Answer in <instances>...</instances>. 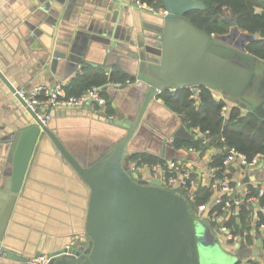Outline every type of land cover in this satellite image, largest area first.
<instances>
[{
  "label": "water",
  "instance_id": "obj_1",
  "mask_svg": "<svg viewBox=\"0 0 264 264\" xmlns=\"http://www.w3.org/2000/svg\"><path fill=\"white\" fill-rule=\"evenodd\" d=\"M34 1L31 11L39 8L34 15L46 14L53 27L58 21L65 24L67 16L62 14L65 7L68 11L78 7L80 15L86 13V19L93 16L90 25H81L82 31L78 32L70 50V32L65 30L56 38L51 49L54 64L67 59L79 65L85 60L86 52L98 45L108 56L106 72L112 64L136 82L104 85V92L114 102L113 107L121 108L123 117L113 122L103 116L94 117L113 127L98 144L80 146L64 140L59 135V126L54 129L49 123L43 124L34 113H31L33 122L0 140V148L7 152L0 185V249L9 255L16 254L10 246L16 236H12L16 221L13 212L36 148L39 153L43 146L49 145L60 171L81 187L84 224L74 233L83 232L86 239L81 243L88 244L51 252L47 264H204L216 256L215 245L225 252L226 260L237 255L243 258L246 245L242 242L236 251L227 248L216 232V224L208 221V212L201 217L193 215L184 189L174 192L159 181L137 179L130 161L132 153L142 150L137 149V141L144 135L151 136L161 147L159 152L153 151L159 157L168 161L195 158L194 154L167 142L172 135L184 141L197 139L186 126L180 125L179 119L176 126L170 123L166 129L155 121L157 108L166 113L161 115L165 120L174 118L171 110L157 101L165 90L190 88L198 95L200 87L205 86L264 120V62L246 51L259 35L241 31L236 18L229 23V33L208 35L186 18L189 11L205 8L200 0H162L165 13L160 15L135 10L132 18L137 26L124 37L118 24L119 2L137 7L136 2L105 0L101 4L108 9L107 13L105 10L92 12L85 6L91 0ZM141 20L144 22L139 24ZM33 24L31 30L38 36L37 23ZM79 35L87 46L77 56ZM247 91L252 94L251 99L246 97ZM205 221L209 222V228L204 225ZM259 246L261 239L251 253L261 254ZM44 253L45 250L38 248L34 255ZM0 264L25 262L0 256Z\"/></svg>",
  "mask_w": 264,
  "mask_h": 264
},
{
  "label": "crops",
  "instance_id": "obj_2",
  "mask_svg": "<svg viewBox=\"0 0 264 264\" xmlns=\"http://www.w3.org/2000/svg\"><path fill=\"white\" fill-rule=\"evenodd\" d=\"M91 1V4L86 3L85 6L90 8L92 12L100 10L109 12L101 4L105 0ZM111 1L117 2V0H109V2ZM34 2V0H0V74L2 75V77L0 76V140L23 129L25 124L33 122L31 112L16 95L17 90L29 92L39 84L50 86L57 82H63L66 86L73 78L83 73L84 66L87 63L96 67L101 66L103 69L108 65V56L98 45H93L86 52L83 57L85 60L79 65L67 59L59 60L58 63L54 64L51 53L53 50L51 49L56 38L61 36L65 30L70 32L72 36L70 50L72 43L78 36V32L82 31L80 29L81 25L89 23L93 16L86 19V13L80 15L78 7L75 6L73 10L69 11L65 7V10L62 11V14L67 16L64 21L65 24L58 21L57 26L53 27L48 23L46 14L43 16L34 15V12L39 10L37 8L31 11ZM54 3H52L53 7ZM119 3L120 6L117 8L119 12L118 24L123 30L121 35L124 37L130 30H135L137 26L132 18L135 15V10H147L138 6L134 7L128 3ZM161 10H158L156 14L150 13L160 15ZM256 11L260 13L262 9L257 8ZM142 22L144 21L141 20L139 24H142ZM33 23H37L38 36L31 30ZM51 36H54V38L52 39ZM81 36L79 35V37ZM83 45L84 39L81 37L78 40L77 56L85 52L87 45ZM113 69L114 67L111 64L106 75L110 76ZM135 82L136 80H128L123 85L134 84ZM112 83L122 84L118 80L112 81ZM10 87H14L16 91H13ZM214 93L217 99H224L227 102L220 92L214 91ZM104 94L108 101L107 112L115 117L114 120L109 122L121 119L123 117L121 108L113 107L114 102L110 101L106 92ZM194 98L197 99L198 97L194 95ZM157 99L159 103L164 104L161 97ZM227 104V109L233 105L230 102H227ZM171 112L174 118L165 120L161 115L166 113L157 108L155 121L159 124V127L166 129L170 123H175L176 126L178 119L181 121L180 125L185 126L182 115L173 110ZM95 116L98 118L103 115L93 113L86 108L60 109L53 112L48 123L54 129H58L57 126L60 127L59 135L64 140H70L80 146L98 144L101 138L113 130V127L106 126L98 120L99 118L94 119ZM188 132L193 134L189 129ZM137 142L139 145L137 149L142 150L132 153L133 155L146 153L156 157L160 156L153 153V151L159 152L161 147L155 144L151 136L144 135ZM167 142H170L169 138H167ZM205 148L204 150L189 151V147L181 145L179 149L194 154L195 158L191 160L185 158L174 159L189 166L193 171L194 183L183 190L191 210L196 209L191 204L195 202L197 193L204 191L201 198H204L206 194L208 195L205 201L200 204L207 206L205 212H208V221L216 224V232L225 243V246L232 251H236L243 242L247 247L243 251V258L237 255L235 259L230 260V264H243L246 261L264 264V229L260 226L264 218L261 219L259 216L261 214L264 217V201L262 203L259 198L260 195L254 194L257 190L259 193L261 191L264 193V156L258 157L254 166H244L242 163L235 161L230 163L227 169L222 172H215L213 169L221 164L223 150L216 146ZM6 156L7 152L0 148V185L2 173L6 170V165L3 164ZM161 158L165 162L168 161L164 157ZM130 168H133L131 161ZM60 169L59 164L53 159L49 145L43 146L39 153L38 147L36 148L13 212L16 221L13 223L12 236H16L14 241H10V246L16 254H6V258L16 262H19L20 259L24 261L28 257L35 256L34 253L39 248L45 250L46 253L42 255H46L50 259L51 252L64 249L68 245L78 249V247L88 244L72 243L71 237L73 235L79 236L82 240L86 239L83 232L74 233V230H80L78 228L84 224L83 193L81 187L73 183L65 172L60 171ZM134 174L140 180L159 181L164 188L170 191L176 192V190L181 189L166 186L162 181L161 173L154 171L151 166L146 164ZM223 179H227L233 187L231 194L233 197H256L255 201L241 211L247 216L245 224L242 223L241 213L237 217H232L228 213L215 211V207H213L215 199L222 192L219 184ZM213 216H217L215 221H212ZM221 225L228 227V233L219 231ZM229 233L237 234L239 240H230ZM258 239H261V246L257 248L261 254L254 255L251 250L257 247ZM19 254H22L21 258L18 257Z\"/></svg>",
  "mask_w": 264,
  "mask_h": 264
},
{
  "label": "trees",
  "instance_id": "obj_3",
  "mask_svg": "<svg viewBox=\"0 0 264 264\" xmlns=\"http://www.w3.org/2000/svg\"><path fill=\"white\" fill-rule=\"evenodd\" d=\"M156 11L164 9L162 0H140ZM203 2L204 9L191 10L186 14V18L197 28L208 35H224L230 31V22L235 18L237 25L243 32L258 34L259 38L251 42L246 51L250 55L264 62V0H200ZM262 9L257 12L256 9ZM100 66H92L87 63L81 75L73 78L65 86V91L69 95H80L92 85H104L109 81L135 80L132 76L122 72L115 67L110 76ZM215 90L205 86L200 87L198 99L193 96L190 88H181L176 91L165 90L161 94L164 104L171 110L179 113L187 129L199 127L201 131H210V141L206 144L203 139L184 141L175 138L173 146L179 149L180 146L204 150L205 147L216 146L223 150L221 164L226 156L227 148L235 147L240 152L245 153L249 159H253L258 154L264 155V120L252 112H245L239 105L230 106L224 113L223 108L228 107L224 99H217ZM105 95V94H104ZM181 144V145H180ZM131 162L138 167L145 164L154 166L165 164V160L152 154L137 153L132 156ZM220 164V165H221ZM204 191H199L195 197V202L191 204L193 208L201 205L207 198H201ZM259 195V191H255ZM264 201V195L259 197ZM215 211L221 212L218 207ZM261 219L264 217L259 214ZM246 217L241 213L242 223L245 224ZM233 223V221H232ZM234 224V223H233ZM238 264V263H237Z\"/></svg>",
  "mask_w": 264,
  "mask_h": 264
},
{
  "label": "built area",
  "instance_id": "obj_4",
  "mask_svg": "<svg viewBox=\"0 0 264 264\" xmlns=\"http://www.w3.org/2000/svg\"><path fill=\"white\" fill-rule=\"evenodd\" d=\"M130 3L136 2L137 6L150 11L151 13H157V11L148 6L146 3L140 0H127ZM161 14L165 13V10L160 11ZM159 13V14H160ZM105 85V84H104ZM104 85H92L88 87L80 95H69L65 91V84L63 82H57L53 85L39 84L34 86L31 91L25 92L24 90H17L16 95L21 98L28 106L31 113H34L36 117L43 123L48 124L51 120L53 112L55 110L67 109V108H86L93 113L102 114L108 120H114L115 117L107 112V98L104 95ZM114 85H120L119 83H114ZM198 90L197 94L199 93ZM198 97L197 95H195ZM194 97V95L192 96ZM198 99V98H197ZM227 110V107L223 108V113ZM197 139H203V143L206 144L210 141V131H201L199 127H193L190 130ZM175 138L170 137L169 141L173 144ZM189 151H195L194 148H189ZM264 156L263 154L256 155L252 160L248 156L237 150L235 147H229L226 151V156L222 161V164L215 167L213 171L222 172L227 169L228 165L232 162L238 161L244 166H254L257 163V158ZM142 167H138L133 164L132 171L135 173ZM154 171H159L162 175L163 183L168 187H177L181 189L188 188L194 183L193 171L192 169L182 164L176 160H170L165 162V164H156L152 166ZM222 190L221 194L217 196L214 201L213 207H218L222 212L230 214L232 217H237L247 205L251 204L256 200L255 196L249 197H233L232 191L233 187L227 179L221 180L219 184ZM260 196L264 193L261 191ZM207 210L206 205H199L192 213L196 217H201V214ZM209 218V217H208ZM217 216L212 217V221H215ZM260 226L264 229V220L261 221ZM220 232L228 233L229 229L225 225L219 227ZM230 240L238 241L239 236L237 234L229 233ZM72 243L81 242L79 236L73 235L71 237ZM68 245L67 247H69ZM6 256V252L0 249V256ZM49 258L46 255L31 256L24 260L25 264H47ZM243 264H255L252 261H246Z\"/></svg>",
  "mask_w": 264,
  "mask_h": 264
},
{
  "label": "rangeland",
  "instance_id": "obj_5",
  "mask_svg": "<svg viewBox=\"0 0 264 264\" xmlns=\"http://www.w3.org/2000/svg\"><path fill=\"white\" fill-rule=\"evenodd\" d=\"M246 94V97L249 99H251L252 98V94L251 93H249L248 91L245 93ZM258 99H259V97H258ZM250 101V100H249ZM204 225L207 227V228H209V222H207V221H205L204 222ZM75 236H77V235H75ZM87 246V245H86ZM215 248H216V250H217V254H216V256L215 257H213V259L211 260V261H208V262H206V263H204V264H217V263H223V264H230L231 263V261H229L230 259H224L225 258V252L224 251H222V250H220L218 247H217V245H215ZM236 258V257H235ZM220 259H224V261H221Z\"/></svg>",
  "mask_w": 264,
  "mask_h": 264
}]
</instances>
